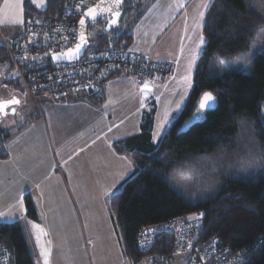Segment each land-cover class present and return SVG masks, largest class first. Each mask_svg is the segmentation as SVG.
Returning <instances> with one entry per match:
<instances>
[{
  "label": "trees",
  "instance_id": "1",
  "mask_svg": "<svg viewBox=\"0 0 264 264\" xmlns=\"http://www.w3.org/2000/svg\"><path fill=\"white\" fill-rule=\"evenodd\" d=\"M147 2L123 0L117 25L110 31L104 30L105 17L89 23L87 50L109 43L127 48L131 42L130 26L122 24L136 17ZM64 3L65 0H45V7L37 9L24 0V15L59 17ZM97 25L101 29L89 35ZM203 34L206 45L200 55L194 86L163 134L153 142L152 117L147 113L137 134L112 143L113 149L128 155L133 164L132 171L119 182L108 201L123 256L133 264L186 262L185 256L173 252V234L158 232L145 251L136 245L140 228L178 216H197L201 220L196 244L216 235L220 244L232 252L246 251L244 264H264V172L240 177L227 175L224 179L220 178L219 169L221 164L236 162L229 154L237 147L256 146L264 152V55L255 57L250 72L244 67L243 59L237 60L249 54L254 43L257 47L264 45V0H213L205 14ZM219 60L227 62V66ZM0 64L6 65L8 72L13 70L3 45H0ZM205 91H211L216 99L199 117H194ZM7 136L8 131L0 125V157L3 156L1 141ZM248 139L251 145H247ZM216 158L227 159L221 162ZM209 159L216 162L210 175L212 181H217L216 187L210 196L189 201L179 191L186 186L176 185L168 173L186 161L201 165ZM24 201L32 233L36 239L39 237V253L44 264L41 250L46 249L45 244L40 230L32 226L37 225L35 207L28 195ZM0 245L6 251L7 264H34L18 222L0 221Z\"/></svg>",
  "mask_w": 264,
  "mask_h": 264
},
{
  "label": "crops",
  "instance_id": "2",
  "mask_svg": "<svg viewBox=\"0 0 264 264\" xmlns=\"http://www.w3.org/2000/svg\"><path fill=\"white\" fill-rule=\"evenodd\" d=\"M212 1L148 0L136 17L122 24L130 26L128 49L153 62H168L172 66L164 82H150L148 89L144 85L139 86L134 74L117 72L99 83L95 92L60 99L39 97L33 102L30 113L24 108L30 98L13 77L14 70L8 72L6 65L0 64V77H5L0 82V100L19 101L7 105V114L0 120V125L8 131V136L1 141L0 211L7 212L10 206L15 205L21 191L24 200L26 195L31 198L42 241L45 248L51 250L49 264H70L75 254L72 253V243L76 242L82 253L83 234L88 235L91 241H98L103 232L113 242L108 247V254L114 252L112 254L117 256L119 264L123 262L124 256L110 217L108 201L119 182L132 171L133 164L128 155L117 153L112 143L137 134L143 115L147 113H151V138L155 142L161 136L153 139L161 131L158 124L164 120L165 113L168 114L167 126L180 111L191 90L186 89L182 81L189 50L198 42L200 35L204 37V19L201 20L199 13L204 11L206 14L208 8L205 9L204 5ZM29 2L37 9L45 7V3L37 5L32 0ZM23 3L24 0H21L22 18L25 16ZM198 21L200 27H196ZM0 22L6 30L12 29L14 32L9 34L7 40L14 39L21 24L11 23L10 19ZM99 28L97 25L96 31ZM0 36L6 35L1 32ZM201 53L202 50L199 56ZM16 85L27 98L24 101L19 93L14 92ZM177 102L179 108L176 107ZM40 157L48 159L43 167L39 166ZM57 169L61 170L60 173ZM97 210L101 212L103 220L101 233L99 218L95 215ZM12 211L15 213V208ZM69 215L71 221L75 223L76 218L81 223L79 228L70 223ZM6 219L12 220L14 217ZM28 222L25 213L18 223L33 263L42 264L39 241ZM68 233L71 237H68ZM93 249L96 255L100 253L99 246Z\"/></svg>",
  "mask_w": 264,
  "mask_h": 264
},
{
  "label": "built area",
  "instance_id": "3",
  "mask_svg": "<svg viewBox=\"0 0 264 264\" xmlns=\"http://www.w3.org/2000/svg\"><path fill=\"white\" fill-rule=\"evenodd\" d=\"M99 0H65L59 17L37 13L23 18L17 36L2 39L15 77L23 92L34 102L39 97L64 98L98 90L99 83L117 72L134 74L139 86L144 82H164L172 66L168 62H153L128 48L109 43L98 49L85 50L70 62H53V53L73 47L78 38L77 21L83 10ZM197 217V216H195ZM178 216L140 228L136 245L147 250L158 232L174 235L173 252L185 256L184 264H244L245 250L236 253L220 244L216 235L196 244L201 220ZM154 230V231H150ZM0 264H7V254L0 245Z\"/></svg>",
  "mask_w": 264,
  "mask_h": 264
},
{
  "label": "rangeland",
  "instance_id": "4",
  "mask_svg": "<svg viewBox=\"0 0 264 264\" xmlns=\"http://www.w3.org/2000/svg\"><path fill=\"white\" fill-rule=\"evenodd\" d=\"M32 1L36 3L37 5H43L45 3V0H32ZM8 3L10 5H16L17 0H8ZM19 4L21 7V0H19ZM4 5H5V0H3L0 3V21L3 19L11 20V18L14 15H16V8L5 9ZM18 14H19V9H18ZM20 24L21 23H18V25ZM16 29H17V26H16ZM95 31L96 29L92 27V29L89 31V35H92ZM1 32L3 35H6V36L4 37L0 36V39H1L0 45H2L3 38L7 40L10 37L9 34L14 33L12 29L11 31L6 30L4 28V25L0 22V35H1ZM13 77L15 78V80L17 79L15 75ZM4 79H5L4 76H3V79L2 77H0V82L4 81ZM17 81L22 88V85L20 84L18 79ZM17 85H16L17 90L13 87L14 92L17 95L19 93L21 100H23L26 97H24L25 95L23 93L18 91ZM0 91L2 90L0 89ZM33 102L34 101L31 98L30 100L28 99L26 102L27 105L24 107V108H27V110L30 111V113L34 107ZM6 114H4L3 116H6ZM166 127L162 130V134L165 131ZM251 144L252 143L250 139H248L247 145H251ZM229 156L236 158V162H229L227 165L221 164L219 168L221 170L220 178L225 179L227 175L231 177L232 176L240 177L241 175L250 176L251 174L256 175L259 172H262V173L264 172V152L262 151L260 147L240 146V147H237L236 151L235 150L231 151ZM41 159L42 157L38 159V162H39V166L43 167V164L48 163V159H42V161ZM216 159L217 161L225 162L227 158L221 159V160H218L219 158H216ZM215 168H216V162L212 161L211 159L206 160L201 165L191 160V162L186 161V163L179 164L177 167H173V169L170 170L168 174L169 176L171 175L170 180L172 182H175L176 185H178L179 187L186 186V187H182L181 190H179L180 193L185 198H187L189 201H195L198 198H206L210 196L211 192L215 189L217 181L216 182L212 181V178L210 177L211 173L215 171ZM188 188L193 189V190L190 191ZM95 215L99 218V224H100L99 232L101 233L103 232V226H102L103 220L101 219V212L97 210ZM69 221L71 224H76L75 228L80 227L81 223L79 224L76 218H75V223L74 221H71L70 215H69ZM69 232H72V230H69ZM76 234H77V231H76ZM83 236H84V240H83V246H82V253L80 251L81 249L79 248V245L78 244L76 245V242L75 244L72 243V249H73L72 253L75 252V254H73V259L71 260L70 264L72 262H73L72 264H119V259L117 258V256L115 254H112L114 252H111L110 254H108V247H110L113 242L111 239L107 237V234H105V232L102 233V236L98 241L89 240L87 238L88 235L86 234H83ZM68 237H71L69 233H68ZM97 246H99L100 248V253L98 255H96L93 249L94 247H97ZM29 249H31V247H29ZM182 259L183 258H181V260ZM182 262L183 260L181 261V263ZM121 264H133V263L127 260L125 257H123V262ZM139 264H143V263H139Z\"/></svg>",
  "mask_w": 264,
  "mask_h": 264
},
{
  "label": "snow or ice",
  "instance_id": "5",
  "mask_svg": "<svg viewBox=\"0 0 264 264\" xmlns=\"http://www.w3.org/2000/svg\"><path fill=\"white\" fill-rule=\"evenodd\" d=\"M121 3H122V0H115V6H119ZM4 7H5V9H10V8L19 9V14L14 15L11 18L10 22L14 23V24L15 23H23V18H22L23 9L20 7L19 0H18L16 5H10L8 3V0H5ZM180 7L182 8L183 4H181ZM209 7H210V3L204 5L205 9H207ZM104 10L112 11L111 8L104 9ZM86 15L89 17L95 18L97 15V11L95 8H88ZM113 16L119 17L120 12L119 11L113 12ZM199 16H200L201 20H203L204 16H205V12L201 11L199 13ZM79 23L81 26H83L85 24V20L82 18V19H80ZM110 25H117V19H112L110 21ZM196 27H200L199 21L197 22ZM259 38L260 37L258 36L257 39L259 40ZM189 39H191V37H189ZM85 44H86L85 36L82 33L80 35V43L76 44L75 49L69 48L66 53L54 54L53 58L58 60L61 55H66L68 57V59L71 60L80 52L82 46ZM204 45H206V40L203 37V35H200L198 38V42H195L194 46L191 47L189 50L186 73L182 77V81H183L184 85L186 86V89H190L194 86V76L199 71V59H200L199 52L202 50V47ZM252 49L253 50L249 54H247L246 56H242V57L237 58V60L243 59L245 61L244 67L247 68L249 70V72L251 69L252 61L255 59V57H257L259 55H264V45L257 47V45L254 43L252 46ZM181 53L183 54V48L181 49ZM219 63L221 65H224L225 67L227 66V62H225L223 60H219ZM213 78H216L215 75H213ZM144 88L145 89L149 88V84L146 81L144 82ZM185 94H187V93L185 92ZM145 95H147V93H145ZM157 99H158V97H157ZM215 99L216 98L211 91H205L202 94L201 99L199 100V104H198V108H197L196 112L193 114L194 117H199L201 112L206 110V108L209 107L210 102H214ZM17 103H19V101L15 100V99L9 100V101H4L3 103H0V108H4L7 105L17 104ZM142 106H143V104H142ZM176 107L177 108L180 107L179 102H177ZM12 111L15 112L16 111L15 108H13ZM167 121H168V114L165 113L164 120L158 124V129H160L161 131H158L154 135V137H153L154 140L162 134V130L166 127ZM185 123H188V122L186 121ZM112 195H115V193H113ZM13 208H15V213L12 211ZM26 211H27V209H26L25 201H24V193H23V191H21L15 205L10 206V208L7 212L0 211V220H2L3 222H19L21 219H23ZM200 215H203V214L201 213ZM13 217H14V219H12V220L6 219V218H13ZM196 218L197 217H192L191 219H196ZM28 223H31V222H28ZM32 226L34 228L39 227L38 225H35V224H33ZM150 231H154V230H150ZM37 240H39V237H37ZM50 254H51L50 249H42L41 250V256L44 258V264H49Z\"/></svg>",
  "mask_w": 264,
  "mask_h": 264
},
{
  "label": "water",
  "instance_id": "6",
  "mask_svg": "<svg viewBox=\"0 0 264 264\" xmlns=\"http://www.w3.org/2000/svg\"><path fill=\"white\" fill-rule=\"evenodd\" d=\"M122 3H123V0H122ZM122 3L119 6H115V0H99L95 4H92L91 6L85 8L83 10L81 16L79 17L78 21H77L78 38H77L76 44L80 43V35L82 33L85 36L86 44L82 46L80 52L73 59L69 60L66 55H61L58 60L53 58L54 54L66 53L68 51V49H66V50H62V51H58V52L53 53L52 56H51L52 61L55 62V63L56 62H70V61H75V60L79 59L83 55V53L85 52V50H86V48H87V46L89 44V40H88V24L90 22L96 21V20L100 19L101 17L105 16L106 19L104 21V26H103L104 30L105 31H110L113 27H115V25H110V21L112 19H117V21H118V18H119V17L113 16V12L119 11L121 13ZM88 8H95L96 9L97 15H96L95 18H92V17H89V16L86 15ZM108 8H111L112 11L104 10V9H108ZM82 18L85 20V24L83 26H81L80 23H79L80 19H82ZM76 44L73 47H71V49H75ZM201 97H200V99H201ZM4 101L5 100H0V103H3ZM198 104H199V102H198ZM212 104H213V102H210L209 106H211ZM5 111H6V107L0 108V119L5 114Z\"/></svg>",
  "mask_w": 264,
  "mask_h": 264
}]
</instances>
